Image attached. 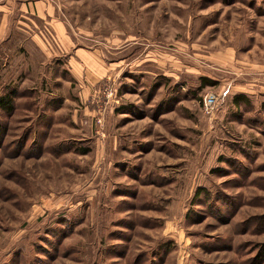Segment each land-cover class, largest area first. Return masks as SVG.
Returning <instances> with one entry per match:
<instances>
[{
  "label": "rangeland",
  "instance_id": "obj_1",
  "mask_svg": "<svg viewBox=\"0 0 264 264\" xmlns=\"http://www.w3.org/2000/svg\"><path fill=\"white\" fill-rule=\"evenodd\" d=\"M13 92L0 264H264V0H0Z\"/></svg>",
  "mask_w": 264,
  "mask_h": 264
},
{
  "label": "crops",
  "instance_id": "obj_2",
  "mask_svg": "<svg viewBox=\"0 0 264 264\" xmlns=\"http://www.w3.org/2000/svg\"><path fill=\"white\" fill-rule=\"evenodd\" d=\"M41 16L43 17V15ZM52 26L55 33L54 34L52 32L53 38L57 39L58 42L60 41L64 46V49L67 50L69 36L66 27L63 23L55 21L52 23ZM25 33V37L28 39V42L25 43L32 50V52L34 51L41 55L45 54L44 45L46 44L42 41L40 34L29 30H25ZM43 36L45 35L43 34ZM49 52L52 54L53 50L52 52L51 50ZM102 63V56L98 51H90L86 48H79L76 49L75 53L69 59L68 67L75 79L82 82L86 80L88 82V87H92L93 84H96L107 74V68L104 67Z\"/></svg>",
  "mask_w": 264,
  "mask_h": 264
},
{
  "label": "trees",
  "instance_id": "obj_3",
  "mask_svg": "<svg viewBox=\"0 0 264 264\" xmlns=\"http://www.w3.org/2000/svg\"><path fill=\"white\" fill-rule=\"evenodd\" d=\"M15 98H16L15 92L8 93L7 95L4 96H0V110L6 113L13 112L15 108ZM3 133H4V128L0 122V140L2 139Z\"/></svg>",
  "mask_w": 264,
  "mask_h": 264
},
{
  "label": "built area",
  "instance_id": "obj_4",
  "mask_svg": "<svg viewBox=\"0 0 264 264\" xmlns=\"http://www.w3.org/2000/svg\"><path fill=\"white\" fill-rule=\"evenodd\" d=\"M216 105V98L214 95H207L203 101V108L206 113L213 111Z\"/></svg>",
  "mask_w": 264,
  "mask_h": 264
}]
</instances>
